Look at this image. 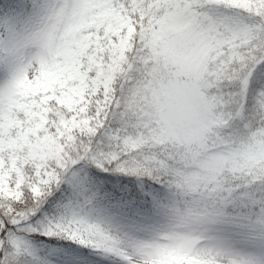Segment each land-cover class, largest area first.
<instances>
[{
	"label": "snow or ice",
	"instance_id": "1",
	"mask_svg": "<svg viewBox=\"0 0 264 264\" xmlns=\"http://www.w3.org/2000/svg\"><path fill=\"white\" fill-rule=\"evenodd\" d=\"M0 264H264V0H0Z\"/></svg>",
	"mask_w": 264,
	"mask_h": 264
}]
</instances>
